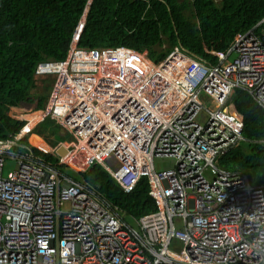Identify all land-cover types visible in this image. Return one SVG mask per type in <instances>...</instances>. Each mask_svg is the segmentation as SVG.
<instances>
[{
    "label": "built area",
    "instance_id": "2783aa9c",
    "mask_svg": "<svg viewBox=\"0 0 264 264\" xmlns=\"http://www.w3.org/2000/svg\"><path fill=\"white\" fill-rule=\"evenodd\" d=\"M84 22L86 12L63 60L36 67L35 80L53 78L38 121L0 140V264H264V184L217 164L247 140L230 108L234 91H247L264 110V16L216 65L183 46L159 65L124 46L82 48ZM171 63L167 76L155 72ZM49 118L70 137L69 157L83 150L123 193L145 177L155 210L128 218L130 225L98 186L59 173L20 142ZM155 158L172 159L173 168L155 171ZM8 161L16 169L5 177Z\"/></svg>",
    "mask_w": 264,
    "mask_h": 264
},
{
    "label": "trees",
    "instance_id": "16d2710c",
    "mask_svg": "<svg viewBox=\"0 0 264 264\" xmlns=\"http://www.w3.org/2000/svg\"><path fill=\"white\" fill-rule=\"evenodd\" d=\"M89 1L0 0V139L19 133L31 122L20 110L23 104L35 102L36 110L45 108L46 89L38 97L31 95L36 87V67L41 62L64 59L72 32ZM263 16L264 0H93L78 45L128 47L154 65H159L175 47L183 46L216 65ZM229 103L243 121L247 140L225 149L217 164L246 174L253 185H263L264 110L244 90H235ZM47 121L48 132L55 139L58 127L51 119L34 131ZM22 142L32 144L34 153L53 166L61 161L47 142H31L29 138ZM75 162L73 157L56 169L65 175L68 171L74 173L73 179L78 182L98 186L100 198L124 221L155 210L145 177L125 194L100 165Z\"/></svg>",
    "mask_w": 264,
    "mask_h": 264
},
{
    "label": "rangeland",
    "instance_id": "374dc122",
    "mask_svg": "<svg viewBox=\"0 0 264 264\" xmlns=\"http://www.w3.org/2000/svg\"><path fill=\"white\" fill-rule=\"evenodd\" d=\"M215 1L217 3H219L221 0H215ZM172 64L173 63H171L167 67H169V66L171 67ZM167 67H166V69H167ZM166 69H165V71H166ZM165 71H164V74H165ZM35 83H36V87L31 90L32 97L35 98V97L42 95L43 90H45V89L47 90L46 95L49 97L50 90H51L52 83H53L52 77L37 79V80H35ZM199 100L205 109L214 110L216 108V103L213 100L209 99V97L206 96L205 94H201ZM20 110L24 112L23 116L26 115L27 116L26 118L31 119L30 125L26 128V131H27L29 128H31L32 125H34L38 121L39 116H41V112H35V110H36L35 102L23 104V106L21 107ZM33 110H34V113H32V117H31L30 113L33 112ZM198 122L202 125L206 124V122H207L206 113H202L198 117ZM48 127H50V124L47 121L44 125H41L38 128V130L33 131L34 134L30 133L28 136L31 138V140L33 142H37V143H43V141H42V139H43L45 142H50L49 144H52L54 146L56 143H58V141L63 140L65 146H67V147L72 146V141L70 140V137L66 133H64L60 128L59 129L57 128L56 137L54 140V138L48 132ZM46 134H47V136H49V140L47 139ZM74 158L76 159V162H75L76 164H79L82 166L88 165L87 161H86L87 160V154L84 153L83 150H80V152H78V154H76L74 156ZM173 165H174V161L172 159L155 158L153 160V167H154V170L157 172L170 170L173 168ZM111 168L114 169V167L112 165H111ZM15 169H16V164L13 161H8L5 165L4 176L9 177L10 173ZM67 173H68V175H70V177L72 179L73 178L76 179V175L74 173H72L70 171H68ZM205 177L208 180L213 181L217 178V173L215 171H213L212 169H207L205 171ZM126 221L130 225H133V222L131 220H128V218L126 219ZM175 247L177 249H180V244H175Z\"/></svg>",
    "mask_w": 264,
    "mask_h": 264
},
{
    "label": "clouds",
    "instance_id": "9594fccd",
    "mask_svg": "<svg viewBox=\"0 0 264 264\" xmlns=\"http://www.w3.org/2000/svg\"><path fill=\"white\" fill-rule=\"evenodd\" d=\"M88 5H89V4H88ZM84 12H86V16H87V8H86V10H84ZM52 79H53V78H52ZM51 90H52V89H51ZM37 111H39V110H35V112H37ZM32 113H34V110H33V112H31L30 114H32ZM25 117H27V116L25 115ZM39 125H40V124H39ZM39 125H38V126H39ZM38 126H37V127H38ZM34 130H35V129H34ZM34 130H33V131H34ZM33 131H32V132H33ZM32 132H31V133H32ZM19 133H20V132H19ZM19 133L14 134V135H11V136H10L9 138H7V139H0V140H10V139H14ZM28 137H29L28 135L25 136L24 138H22V139L20 140V142H21L22 144H24V143L22 142V140L25 139V138H28ZM27 145H30V144H27ZM31 147H32V146H31ZM66 148H67V147H66ZM32 149H33V148H32ZM69 153H70V152H68V154H67V156H66L65 158H61V161L66 160V162H68L71 158H73V157L75 156V155H74V156H72V157H69ZM57 156H58V155H57ZM58 157H59V156H58ZM68 157H69V158H68ZM61 161H60V162H61ZM86 161H87V160H86ZM66 162H65V163H66ZM65 163H63V164H65ZM56 165H57V164H56ZM56 165L54 164L55 168H56ZM100 166H101V165H100ZM101 167H102V166H101ZM104 170H105V169H104ZM105 171H106V170H105ZM59 173H60V172H59ZM64 175H65V174H64ZM67 176L70 177V175H67ZM112 178H113V177H112ZM73 180H74V179H73ZM75 181H76V180H75ZM114 181H115V180H114ZM77 182H78V181H77ZM115 182H116V181H115ZM118 186H119V185H118ZM119 187H120V186H119Z\"/></svg>",
    "mask_w": 264,
    "mask_h": 264
},
{
    "label": "crops",
    "instance_id": "0c3cea01",
    "mask_svg": "<svg viewBox=\"0 0 264 264\" xmlns=\"http://www.w3.org/2000/svg\"><path fill=\"white\" fill-rule=\"evenodd\" d=\"M149 67V65L147 64L146 65V68H148ZM49 119H51V118H49ZM46 120H48V119H46ZM46 120H44V121H46ZM51 120H53V119H51ZM43 121V122H44ZM54 122H55V124L57 125V127H58V129L60 128L61 130H62V128L59 126V124L55 121V120H53ZM42 122V123H43ZM41 123V124H42ZM63 131V130H62ZM64 132V131H63ZM33 133V132H32ZM34 134V133H33ZM48 134V133H47ZM47 134H46V137H47V139L49 140V136H47ZM30 140H31V138L30 137H28ZM55 140V139H54ZM42 141H43V143L42 144H45L46 142L42 139ZM31 142H32V140H31ZM48 143V145H49V147H50V149L51 150H53V152H55L56 153V149H57V147L59 146V145H61V144H63L64 146H65V144L63 143V142H61V143H59L58 145H57V143L53 146L52 144H49L50 142H47ZM30 146H32V144H30ZM56 146V147H55ZM65 147H67V146H65ZM69 148L70 147H67V149H68V152H69ZM56 156H57V154H56ZM58 157V156H57ZM59 159H61L60 157H59Z\"/></svg>",
    "mask_w": 264,
    "mask_h": 264
},
{
    "label": "water",
    "instance_id": "95a60500",
    "mask_svg": "<svg viewBox=\"0 0 264 264\" xmlns=\"http://www.w3.org/2000/svg\"><path fill=\"white\" fill-rule=\"evenodd\" d=\"M93 0H90L89 1V5L87 6V13L90 9V6H91V3H92ZM35 107H36V104H35ZM56 154L60 157V158H65L68 154V149L63 145H59L56 149Z\"/></svg>",
    "mask_w": 264,
    "mask_h": 264
},
{
    "label": "bare ground",
    "instance_id": "6f19581e",
    "mask_svg": "<svg viewBox=\"0 0 264 264\" xmlns=\"http://www.w3.org/2000/svg\"><path fill=\"white\" fill-rule=\"evenodd\" d=\"M149 65V67L148 68H146V70L147 71H149L151 68V65L150 64H148ZM168 65L167 64H165V65H163V66H161L160 68H158V69H154L155 70V72H157V73H160V75H166L167 76V70L170 68V66L169 67H167ZM166 67H167V69H166ZM165 69H166V71H165ZM164 71H165V74H164Z\"/></svg>",
    "mask_w": 264,
    "mask_h": 264
}]
</instances>
